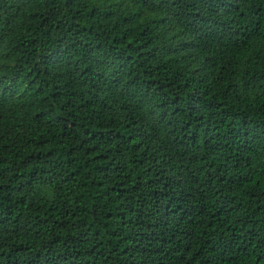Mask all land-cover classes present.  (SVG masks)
<instances>
[{"label":"trees","instance_id":"trees-1","mask_svg":"<svg viewBox=\"0 0 264 264\" xmlns=\"http://www.w3.org/2000/svg\"><path fill=\"white\" fill-rule=\"evenodd\" d=\"M0 264H264V0H0Z\"/></svg>","mask_w":264,"mask_h":264}]
</instances>
